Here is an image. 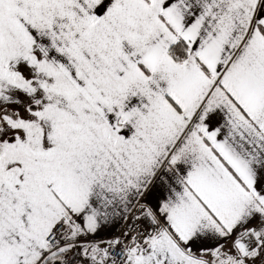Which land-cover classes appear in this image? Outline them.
Wrapping results in <instances>:
<instances>
[{"label":"snow or ice","instance_id":"obj_1","mask_svg":"<svg viewBox=\"0 0 264 264\" xmlns=\"http://www.w3.org/2000/svg\"><path fill=\"white\" fill-rule=\"evenodd\" d=\"M0 264H264V0H0Z\"/></svg>","mask_w":264,"mask_h":264}]
</instances>
